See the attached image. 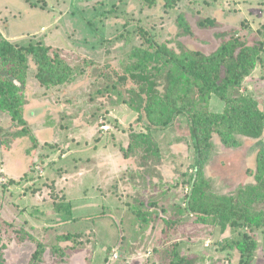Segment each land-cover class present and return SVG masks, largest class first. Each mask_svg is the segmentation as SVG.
<instances>
[{
	"label": "rangeland",
	"instance_id": "rangeland-1",
	"mask_svg": "<svg viewBox=\"0 0 264 264\" xmlns=\"http://www.w3.org/2000/svg\"><path fill=\"white\" fill-rule=\"evenodd\" d=\"M168 1L0 0V40L47 46L72 70L47 88L31 60L24 123L0 110V264H32L38 250L35 264H169L172 252L194 264H241L246 236L258 243L250 264H264V226L187 211L192 192L246 210L259 140L239 136L241 146L228 147L214 133L193 189L196 152L183 120L154 133L155 156L127 153L146 132L129 106L131 83L119 81L146 43L140 29L178 55H211L230 38L262 45L234 94L264 111V0ZM225 107L211 96L197 109Z\"/></svg>",
	"mask_w": 264,
	"mask_h": 264
},
{
	"label": "trees",
	"instance_id": "trees-1",
	"mask_svg": "<svg viewBox=\"0 0 264 264\" xmlns=\"http://www.w3.org/2000/svg\"><path fill=\"white\" fill-rule=\"evenodd\" d=\"M174 1L168 2L171 4ZM140 31L146 43L144 47L133 49L131 57L135 62L129 76H121L119 81L125 85L131 83V88H128L129 106L138 114V120L144 123L146 132L132 137L127 153L139 149L144 160L155 156L154 133L167 130L177 120H183L188 125L196 152L195 174L191 182L193 189L199 180L197 175L201 172L203 159L212 146L214 133L228 147H240L239 136L259 140L257 184L247 187L248 196L253 201L244 205L248 207L246 210L237 209L229 199L217 200L211 205L199 202L198 192H192L188 196L187 211L214 218L224 216L232 226H239L240 221H254L264 226V211L257 213L251 209L256 202L264 204V143L261 140L264 135V111L252 98L234 94L260 62L262 45L250 46L230 38L211 55L198 51L178 55L165 45L157 44L145 30ZM50 52L51 48L43 45L18 47L8 40H0V110L10 113L21 124L24 123V92L31 60L36 65V78L44 87L62 85L72 76L70 66ZM211 96L226 103L223 113H210L207 108L197 109L200 100L208 103ZM55 210L67 215L71 213L69 205H57ZM257 245L249 236L237 244L242 252L241 264L251 263ZM39 256L38 250L32 264ZM169 264L194 262L172 252Z\"/></svg>",
	"mask_w": 264,
	"mask_h": 264
}]
</instances>
